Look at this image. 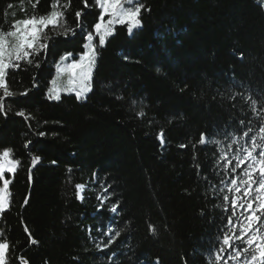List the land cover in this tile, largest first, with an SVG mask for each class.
Masks as SVG:
<instances>
[{
    "label": "trees",
    "instance_id": "1",
    "mask_svg": "<svg viewBox=\"0 0 264 264\" xmlns=\"http://www.w3.org/2000/svg\"><path fill=\"white\" fill-rule=\"evenodd\" d=\"M135 5L141 26L130 34L115 24L100 45L96 0H0L3 33L61 13L28 59H11L5 83L14 95L0 88V153L16 162L0 177V187L11 181L0 212L5 264H253V255L264 264L248 235L223 243L240 235L259 195L264 0ZM89 32L96 59L78 98L66 66L88 51ZM54 87L59 99L49 98ZM257 215L253 229L264 235V211Z\"/></svg>",
    "mask_w": 264,
    "mask_h": 264
},
{
    "label": "snow or ice",
    "instance_id": "2",
    "mask_svg": "<svg viewBox=\"0 0 264 264\" xmlns=\"http://www.w3.org/2000/svg\"><path fill=\"white\" fill-rule=\"evenodd\" d=\"M99 3V6L103 9V12L101 14V20L100 22L95 23L94 28L97 34H99V44L104 45L105 39L108 36L112 35V26L115 24L118 25H126L128 32L131 34L134 29L141 26V19L140 13H141V7H128L127 9H124L121 7V0H97ZM132 0H129V3H131ZM11 7V6H10ZM107 13L111 18L107 20L105 23L102 19L103 14ZM61 15V13L57 11H51L46 16H41L39 20L35 19L34 17L31 19L26 20H20V21H14L11 25L14 31H8L7 33H3L2 30H0V88L4 89V97H12L14 94L8 90L7 84L5 83V75L6 70H8L10 67H16V65H13L11 63V59L14 58L15 60H25L28 59V49H34V46L39 43L38 40V33L43 31V27L47 25H55L57 23V18ZM77 17H80L82 15L81 12L76 13ZM23 24L25 27L20 28L19 25ZM6 37H13L15 39V43L8 45L6 42ZM88 43L85 45V48L88 49V51L84 52L83 55L80 58L79 62L73 63L68 68L69 72H74L78 70L79 72V79L82 84L86 85L92 70L93 65L95 63L96 59V49L93 45V35L89 32L86 37ZM40 48H44L45 45L41 44L39 45ZM7 53L9 59L6 62L5 61V54ZM63 59V58H62ZM86 59V62H85ZM59 71V69H58ZM54 85L56 84V81L54 80L52 82ZM71 84L72 81H69ZM67 90L72 91L73 88H68ZM86 87H81L78 91H76V95L78 98L82 95L83 92H86ZM55 96H53V94ZM23 95H27V92L23 93ZM49 98H55L59 99L58 94V88H50L48 90ZM4 97H0V100H2ZM120 97H118L119 99ZM255 103V101H253ZM0 110H2V105H0ZM18 115L23 116L24 112L21 111L18 113ZM138 115H143V113H139ZM261 133H264V127L260 129ZM41 136L44 135V133H40ZM247 135V133L245 134ZM205 142L204 140V134L201 135V143L203 144ZM181 147H184V145H181ZM256 144H255V138H253V150L248 151L247 155L245 156V160L251 158L253 156V151H255ZM10 156L9 150H4L2 153V157H0V177L4 175L5 172L12 173L16 169V162L14 160L8 159ZM260 160H259V181H258V187L256 188V192L259 194L256 196V207L253 208V202L251 199H249L247 209L246 211H249L250 214L247 216V223L242 225L240 228V235L235 237H229L228 235H224L223 237V243L225 245L231 246V240H242L245 237V234L249 232V230L252 228L253 224L260 219V217L257 215V212L264 211V151H261L259 153ZM40 159L38 156L32 157V164L35 165L36 162ZM245 161L241 160L237 163L236 167L239 168L241 164H243ZM251 167V165L249 166ZM235 171V169H233ZM256 172V168H251V171L245 172V174L248 176V180L244 181L243 183L247 185V188L245 189V196L250 195V189L253 183H256V181L253 178V173ZM3 187L0 188V212L4 211L7 208V196H8V190H9V184L11 183L8 179H3L2 181ZM237 183L236 180L232 181V184L235 185ZM237 192L240 191L239 188L236 189ZM229 199L228 196H224V200L227 201ZM237 198H233L231 200L233 210L237 207ZM116 208L113 206L112 211L115 212ZM233 214H235V211H233ZM235 227V226H233ZM117 236L120 235V233H116ZM258 241V243H257ZM112 241H109V244ZM255 243V252L258 254V257L261 261H264V235H252L250 238L245 240V244L247 246H252ZM8 247L5 243H0V264H5V249ZM107 247V245H105ZM244 251H248V248L246 247ZM240 255V251L237 250L236 256ZM257 261V255L252 256V262L255 264ZM158 264V262H157Z\"/></svg>",
    "mask_w": 264,
    "mask_h": 264
},
{
    "label": "rangeland",
    "instance_id": "3",
    "mask_svg": "<svg viewBox=\"0 0 264 264\" xmlns=\"http://www.w3.org/2000/svg\"><path fill=\"white\" fill-rule=\"evenodd\" d=\"M135 1H136V0H132V2L129 3V0H121V7L124 8V9H127L128 7H132V8L138 7V5H135V6H134ZM96 3H97V5H98V7L101 9V14H102L103 9L99 6V3L97 2V0H96ZM110 18H111V17H110L107 13L103 14L102 19H103V21H104L105 23H106L107 20H109ZM100 20H101V18H100ZM99 22H100V21H99ZM19 27H20V28H24L25 26L22 24V25L19 26ZM43 28H44V27H43ZM95 32H96V31H95ZM40 34H41V32L38 33V36H39ZM80 58H81V57H80ZM79 61H80V59H79ZM79 61H78V62H79ZM85 62H86V59H85ZM73 63H76V62H75V61L70 62L69 64H67L66 68L68 69V68L70 67V65L73 64ZM62 70H63V69H62ZM62 70L59 71L61 75L63 74V71H62ZM70 74H71V77H70L69 80H67V83H68V85H71V86H68V88H73V89H74V90H72V92H74V93L76 94V91H78L81 87H86V88H87V91L89 90V85H84V84L81 83V81H80V79H79V72H78V70H76V71H74V72H70ZM76 75H77V76H76ZM62 77H63V76H62ZM89 79H90V78H89ZM69 81H72V83L70 84ZM88 82H89V80H88ZM88 82H87V84H88ZM81 84H82V85H81ZM87 91H86V92H83L82 95H81L80 97L84 96V95L87 93ZM55 94H56V93H55ZM53 96H54V95H53ZM2 153H3V152L0 153V157H2ZM8 159L12 160L10 156L8 157ZM0 188H2V187H0ZM246 235H248L249 237H251L252 235H257L256 232H255V230L253 229V226H252V228L249 230V232L246 233ZM257 236H258V235H257ZM257 243H258V241H257ZM5 252H6V249H5Z\"/></svg>",
    "mask_w": 264,
    "mask_h": 264
}]
</instances>
